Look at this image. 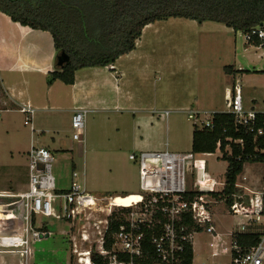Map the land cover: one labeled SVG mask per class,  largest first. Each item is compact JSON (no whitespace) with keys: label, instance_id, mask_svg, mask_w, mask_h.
Masks as SVG:
<instances>
[{"label":"rangeland","instance_id":"1","mask_svg":"<svg viewBox=\"0 0 264 264\" xmlns=\"http://www.w3.org/2000/svg\"><path fill=\"white\" fill-rule=\"evenodd\" d=\"M31 32L0 12V58L7 67L0 68V194H17L27 188L26 155L31 143L54 149L53 173L59 188L70 186L74 167L80 171L85 168L87 189L104 197L103 205L114 194H141L139 164L129 155L166 149L192 151L196 127L188 118L189 110H199L201 119L213 111L226 110L225 91L237 78L243 87L245 109L251 105L264 108V47L246 42L242 31L219 22L201 23L180 17L153 22L144 28L136 49L122 55L117 65L79 70L78 79L83 78L85 84L74 88L61 80L51 85L41 70L30 68L27 57L31 47L39 62H52L55 69L58 55L51 37L39 35L42 31ZM226 66H232L231 73L225 71ZM118 74L123 77L120 79ZM12 89L16 96L23 97L22 101L11 99ZM75 94H85V101L79 100L77 107L71 103ZM24 103L36 108L34 132L24 123L20 111ZM45 104L50 106L48 110ZM73 106L90 111L85 143L72 138L68 108ZM59 135L63 136L61 140ZM221 156L217 151L207 159L209 172L224 180L228 161ZM263 175L260 162L248 161L238 180L261 186ZM192 180L194 175L188 179ZM10 201L0 197V205L16 211L15 205H4ZM110 208L113 214L126 207ZM216 212L221 232L236 228L234 225L244 220L242 216L230 218L223 207ZM106 214L100 210L92 215L90 223L82 219L73 226L64 220L42 217L50 235L30 242L34 254L6 253L0 264H79L78 252L91 242L97 245L100 235L94 223ZM84 232L90 236L88 242L82 239ZM208 236L195 237V250L198 259L211 261ZM228 261L229 256H225L220 263Z\"/></svg>","mask_w":264,"mask_h":264},{"label":"built area","instance_id":"2","mask_svg":"<svg viewBox=\"0 0 264 264\" xmlns=\"http://www.w3.org/2000/svg\"><path fill=\"white\" fill-rule=\"evenodd\" d=\"M242 32L246 42L255 44L258 40L259 47H264V23ZM227 101L226 110L213 111L202 119L199 110H189L188 118L193 119L199 128H212L215 113H230L236 126L246 128L253 135L254 157L264 155V108L256 109L251 105L245 109L239 78L234 80L232 88L227 89ZM20 111L24 114V123L33 128L36 108L24 103ZM89 112L87 108H77L72 114V138L77 143H85ZM169 113L165 112L166 115ZM237 143L243 145V140H237ZM218 146L220 148V142ZM213 154L168 149L131 153L129 158L139 164L142 198L135 204L123 206L128 209L119 212V227L112 236V246L107 247L105 236L110 226L112 201L103 205L104 197L88 191L85 168L82 171L74 168L70 186L59 188L53 173L54 152L47 147L32 146L28 152L27 188L17 194H0V197L11 199L4 205H15L16 209L0 208V254L21 252L25 255L27 252L31 256L30 242L50 235L42 217L64 220L73 226L82 219L90 223L92 215L101 210L107 214L106 218L94 223L100 235L97 245L91 242L88 248L78 252L79 264H96L92 260L94 253L107 264H221L225 256H229L226 264H264V175L261 186L237 180V191L216 197L214 194L223 191L227 183L209 172L207 157ZM254 162L264 166V160ZM193 175L194 180L188 181ZM220 207L225 208L230 218L242 216L244 220L235 224L236 228L221 232L216 212ZM102 224L103 229L100 228ZM248 233L260 234L261 240L243 252L237 236ZM198 234L209 235L207 243L211 261L198 259L195 250ZM72 239L75 241V237ZM82 239L88 242L90 236L84 232ZM9 240H16L18 246L6 245ZM189 248L192 253L190 262L187 259ZM77 251L75 246L74 252Z\"/></svg>","mask_w":264,"mask_h":264},{"label":"trees","instance_id":"3","mask_svg":"<svg viewBox=\"0 0 264 264\" xmlns=\"http://www.w3.org/2000/svg\"><path fill=\"white\" fill-rule=\"evenodd\" d=\"M0 12L23 26L48 31L57 54L65 52L70 58L52 76L73 85L80 69L112 66L122 55L135 50L144 28L153 22L180 17L201 23L215 21L236 31H249L264 23V0H0ZM252 45L260 43L256 40ZM232 69L225 67L227 73ZM213 123L212 128L195 126L192 151L216 153L220 142L221 158L228 161L227 185L214 194L221 198L238 190L235 184L245 163L263 161L264 155L254 157L253 135L236 126L232 114L217 112ZM237 140H243V145ZM127 209L121 208L119 212ZM119 212L110 217L105 236L107 247L112 246V236L119 227ZM237 239L246 252L259 244L261 236L239 234ZM191 258L189 248L188 262ZM92 260L107 264L96 253Z\"/></svg>","mask_w":264,"mask_h":264},{"label":"crops","instance_id":"4","mask_svg":"<svg viewBox=\"0 0 264 264\" xmlns=\"http://www.w3.org/2000/svg\"><path fill=\"white\" fill-rule=\"evenodd\" d=\"M4 14V13H3ZM6 15V14H5ZM8 17V16H7ZM9 18V17H8ZM14 23H16V22H14ZM19 24V23H18ZM19 25H21V24H19ZM21 26H23V25H21ZM23 27H25V30H26V32H30V33H32L31 31L32 30H35V29H32V28H30V27H28V26H23ZM35 31H42V30H35ZM39 33V32H38ZM41 33H43V34H41ZM39 35H42V37H45V39L47 38V37H51L52 38V36H51V34L48 32V31H42ZM47 33V34H46ZM46 35H48V36H46ZM51 38H49V39H51ZM52 41H53V38H52ZM54 43V42H53ZM54 49H55V47H54ZM33 51H34V49H33V47H31V49L29 50V56L27 57V60L29 61V66H30V68H32V69H36V70H41L42 72V74H43V76L44 77H46L47 79H49V84H51V85H53L54 83H55V81L56 80H58V79H54L53 78V76H52V73L56 70V69H60V68H58L57 67V58H56V69H55V67H53V64H52V62H50V60H52L51 58H53V56L50 58V60H49V62L50 63H44V62H39L35 57H34V53H33ZM117 62H118V60H117ZM117 62L114 64V65H112V66H115V65H117ZM6 66H5V64H4V61L0 58V68H5ZM108 67V66H107ZM7 68V67H6ZM84 69V68H83ZM81 70V69H80ZM116 70V69H115ZM117 71V70H116ZM39 72V71H38ZM78 72V71H77ZM77 74L78 73H76V81H75V83L73 84V85H67V86H70V87H77V86H79V85H83V83L85 84V82H84V79L83 78H79L78 79V76H77ZM118 77L121 79L122 77H123V75L122 74H118ZM50 85V86H51ZM80 86V87H81ZM228 89V88H227ZM227 89H226V91H225V93H226V95H227ZM14 89H12V92L10 93V95H11V99L13 100V101H22L21 99L23 98V97H18V96H16V94H14V91H13ZM23 93H21V95H22ZM84 97H85V94H81V95H78V94H75V95H73V99L71 100V103H72V105H74V106H76L77 107V105H78V103H79V100L80 101H85V99H84ZM56 102H59V100H55ZM31 105H32V103H30ZM33 106V105H32ZM74 106L73 107H70V108H68V109H70V113L71 114H73L74 113V111H75V109H77V108H74ZM34 107V106H33ZM44 108H45V110H48V108H50V106L48 105V104H45L44 105ZM58 109H61V108H58ZM36 113V112H35ZM34 116H35V114H34ZM71 117H72V115H71ZM30 128H31V130H32V132H34L35 131V128H34V119H33V128H32V126H30ZM39 131H41V132H43V133H46L47 131H49L50 132V130L48 129L47 131H45L44 129L43 130H40L39 129ZM60 139L59 140H61L62 139V137L63 136H61V135H59L58 136ZM59 140H58V142H59ZM32 146H36V147H47V148H49L50 150H54V149H52L51 147H50V145H46V146H38V145H34L33 143H31V146H30V148L32 147ZM30 148H29V150H30ZM29 150H28V152H29ZM28 152H27V155H26V158H27V163L26 164H28ZM54 152V151H53ZM55 154V153H54ZM208 163H209V160H208ZM73 169H74V167H73ZM27 170H28V167H27ZM28 173V172H27ZM131 193V192H130ZM133 193V192H132ZM128 194V193H127ZM114 195H118V194H114ZM125 195V194H124ZM32 254H34V252H33V249H32ZM0 263H3L4 262V260H5V258H4V255L3 254H0Z\"/></svg>","mask_w":264,"mask_h":264},{"label":"bare ground","instance_id":"5","mask_svg":"<svg viewBox=\"0 0 264 264\" xmlns=\"http://www.w3.org/2000/svg\"><path fill=\"white\" fill-rule=\"evenodd\" d=\"M141 194L140 193H128L127 195H114L110 198L112 201L113 206H130L132 204H135V202H138L141 200ZM0 208L4 209V206H0ZM15 244V245H14ZM8 246H18V242L16 240H9L6 244Z\"/></svg>","mask_w":264,"mask_h":264},{"label":"water","instance_id":"6","mask_svg":"<svg viewBox=\"0 0 264 264\" xmlns=\"http://www.w3.org/2000/svg\"><path fill=\"white\" fill-rule=\"evenodd\" d=\"M70 58L67 53L61 52L57 55V67L62 68L67 62H69ZM49 234H46V237Z\"/></svg>","mask_w":264,"mask_h":264}]
</instances>
